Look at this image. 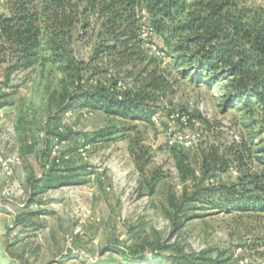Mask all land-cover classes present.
<instances>
[{"label":"rangeland","instance_id":"rangeland-1","mask_svg":"<svg viewBox=\"0 0 264 264\" xmlns=\"http://www.w3.org/2000/svg\"><path fill=\"white\" fill-rule=\"evenodd\" d=\"M7 1L0 12H8ZM147 41L146 53L161 56L171 86L156 101L153 123L134 121L125 137H96L126 120L69 104L76 82L60 64L40 58L10 73L0 64V264H166L161 255L264 264V210L189 202L196 185L237 181L236 162L224 172L200 166L204 153L228 155L242 138L257 147L262 128L246 124L255 111L225 106L219 84L185 77ZM95 43V36L76 39L75 54L88 61ZM139 142L149 149L143 170L132 154ZM177 152L196 179H181ZM62 172L73 174L72 183L56 179ZM153 172L161 178L153 181ZM132 245L144 251L141 260L124 256Z\"/></svg>","mask_w":264,"mask_h":264},{"label":"trees","instance_id":"trees-1","mask_svg":"<svg viewBox=\"0 0 264 264\" xmlns=\"http://www.w3.org/2000/svg\"><path fill=\"white\" fill-rule=\"evenodd\" d=\"M7 2L8 12H0V64H8V73L31 67L40 58L60 64L76 82L69 104L101 109L126 120L120 130L96 135L107 139L125 137L136 127L134 121L153 123L152 116L159 110L156 101L171 86L161 56L147 54L148 41L140 37L137 8H145L154 28L148 40L163 55L173 57L175 67L183 69L182 75L207 86L219 84L221 102L255 111L256 117L246 124L262 128L257 147L242 138L228 148V155L204 153L200 168L210 162L224 172L236 162L242 170L235 183L196 185L189 202L226 212L264 210L263 4L252 0ZM85 36L96 38L88 61L77 56L73 47L76 39ZM137 148H132V154L143 170L149 149L140 142ZM175 158L183 181L197 178L196 171L185 163L184 153L177 152ZM253 159L258 161L256 168L251 166ZM151 178L156 181L161 175L153 172ZM56 179L70 184L73 174L62 172ZM53 180L49 178L47 184ZM129 248L124 256L134 261L143 258L142 248ZM161 256L166 264H196L191 256ZM217 263L211 260L210 264Z\"/></svg>","mask_w":264,"mask_h":264},{"label":"built area","instance_id":"built-area-1","mask_svg":"<svg viewBox=\"0 0 264 264\" xmlns=\"http://www.w3.org/2000/svg\"><path fill=\"white\" fill-rule=\"evenodd\" d=\"M137 12H138V15L137 16L139 17V24H140V30H139L140 37L142 39H144V40H148L154 34V28H153L152 24L150 23V21L148 19V15H147V13L145 11V8L141 7L140 9H138ZM151 48L156 53H160L155 48V45H152ZM192 137L194 138V135ZM188 138H189V135H182V134H180L178 136V139L180 141H184V140H186ZM173 140H175V139H171L170 142H173Z\"/></svg>","mask_w":264,"mask_h":264}]
</instances>
